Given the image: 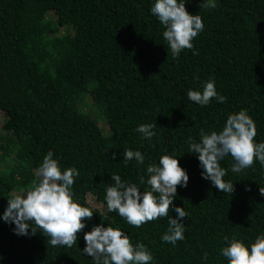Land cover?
Masks as SVG:
<instances>
[{
	"label": "trees",
	"instance_id": "obj_1",
	"mask_svg": "<svg viewBox=\"0 0 264 264\" xmlns=\"http://www.w3.org/2000/svg\"><path fill=\"white\" fill-rule=\"evenodd\" d=\"M153 3L0 0V216L8 198L38 181L49 151L61 171L79 173L72 198L93 211L71 248L53 247L32 222L36 233L24 236L0 220V264H94L83 253V236L101 224L127 233L133 246L145 245L149 264H228L225 237L250 248L264 234V166L254 158L236 173L226 156L223 179L234 190L223 193L202 178L188 144L189 137L199 142L201 131H221L242 109L255 123L254 143L264 142V0H186L204 29L175 58L150 12ZM208 81L224 103L213 97L200 106L187 98ZM141 124L155 125L150 140L135 130ZM127 150L140 151L144 163L125 164ZM163 155L177 158L189 176L187 187L177 185L168 216L135 227L108 212L111 176L150 190L141 177L146 181V168ZM174 206L187 213L184 239L175 246L161 240Z\"/></svg>",
	"mask_w": 264,
	"mask_h": 264
},
{
	"label": "clouds",
	"instance_id": "obj_2",
	"mask_svg": "<svg viewBox=\"0 0 264 264\" xmlns=\"http://www.w3.org/2000/svg\"><path fill=\"white\" fill-rule=\"evenodd\" d=\"M186 0H154L150 8L160 24L165 27L163 38L173 55L177 57L183 49L193 47L192 40L204 29L202 18L189 14L185 8ZM215 97L218 103H224L226 98L218 95L215 82L203 84V90H189L187 98L200 106H207ZM155 125L141 124L135 130L143 138L151 139ZM256 127L253 119L246 110H240L228 116L221 131L200 133L199 142L188 138L191 153L197 154L202 169L203 179L211 182L212 186L223 193H232L234 185L223 178L226 170L220 161L231 156L234 163L231 170L240 172L253 165L254 158L264 166V142L254 143ZM123 162L127 164L133 159L137 164H143L145 156L140 151L127 150L122 153ZM115 155L113 156V159ZM148 179L141 177L140 183H146L150 190L141 191L136 184L122 181L119 175H112L110 184L105 189V200L108 212H117L128 224L140 227L149 221L168 216L170 205L173 204L177 193V185L187 187L189 176L180 167L177 158L163 155L158 163L146 168ZM38 181L23 195L8 198L7 207L0 220L15 227L17 235H29V229L35 234L34 223L43 230V235L49 237L48 243L53 247L76 244L78 232L86 227L87 220L93 216L89 207L81 206L72 198L71 186L74 177L79 173L74 169L61 171L58 161L53 159L49 151L37 170ZM264 195V190H261ZM158 194V195H157ZM175 218L168 220V229L161 240L176 245L184 239V218L187 217L183 207L174 206ZM87 218L85 222L82 220ZM85 247L83 253L92 257L94 264H149L153 260L145 245L135 246L130 242L127 233L119 228L105 227L103 224L93 226L90 232L84 233ZM228 246L223 247L221 255L228 264H264V234L256 237L250 248L243 241L233 237Z\"/></svg>",
	"mask_w": 264,
	"mask_h": 264
},
{
	"label": "rangeland",
	"instance_id": "obj_3",
	"mask_svg": "<svg viewBox=\"0 0 264 264\" xmlns=\"http://www.w3.org/2000/svg\"><path fill=\"white\" fill-rule=\"evenodd\" d=\"M99 125H100V127L102 129L103 134L108 135V129L105 126L104 120H100L99 121Z\"/></svg>",
	"mask_w": 264,
	"mask_h": 264
}]
</instances>
